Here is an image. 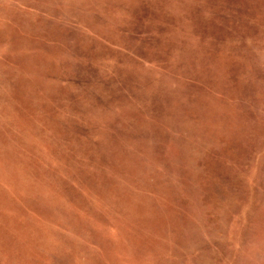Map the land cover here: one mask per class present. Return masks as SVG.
<instances>
[{
  "label": "rangeland",
  "instance_id": "374dc122",
  "mask_svg": "<svg viewBox=\"0 0 264 264\" xmlns=\"http://www.w3.org/2000/svg\"><path fill=\"white\" fill-rule=\"evenodd\" d=\"M0 264H264V0H0Z\"/></svg>",
  "mask_w": 264,
  "mask_h": 264
}]
</instances>
